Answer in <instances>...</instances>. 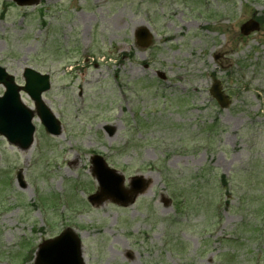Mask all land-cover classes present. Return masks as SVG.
I'll use <instances>...</instances> for the list:
<instances>
[{
    "label": "rangeland",
    "instance_id": "1",
    "mask_svg": "<svg viewBox=\"0 0 264 264\" xmlns=\"http://www.w3.org/2000/svg\"><path fill=\"white\" fill-rule=\"evenodd\" d=\"M263 11L264 0H0V66L20 85L26 67L49 74L43 99L62 125L51 137L36 120L25 152L0 137V264H32L67 227L86 264H264ZM256 13L260 30L242 37ZM140 26L154 34L146 50ZM92 154L149 176V191L92 207Z\"/></svg>",
    "mask_w": 264,
    "mask_h": 264
},
{
    "label": "water",
    "instance_id": "2",
    "mask_svg": "<svg viewBox=\"0 0 264 264\" xmlns=\"http://www.w3.org/2000/svg\"><path fill=\"white\" fill-rule=\"evenodd\" d=\"M14 1L19 5H33L38 2V0ZM248 26V24H245L242 27L241 31L244 34H247L250 28L252 29V27ZM136 40L139 46L146 48L150 44V35L146 29L140 28L136 32ZM26 74L27 71L25 77ZM31 74L32 77H28L27 86L24 90L30 94L35 102L38 110L37 114L46 130L51 134H59L60 129L58 123L40 101V93L48 88L47 78L40 77L36 73ZM0 82L7 88L5 96L0 98V134H3L10 143L18 145L21 149H27L32 142L34 130L31 126L32 113L22 105L17 93V88L13 85L12 78L8 77L2 69H0ZM37 82L40 83L38 84ZM211 94L222 107L227 105L225 97L217 86L212 88ZM100 162L103 165L101 160ZM105 172L106 170L103 169L100 170L99 173V177L102 178L100 180L102 183H105ZM139 192H142L139 184L129 195L123 196L122 193L116 194L105 191L107 196L113 198L115 201H119L120 204L123 205L132 203ZM99 200L100 196L95 201L98 202ZM79 253V242L76 241L72 233L65 232L55 240L46 241L39 246L36 264H82Z\"/></svg>",
    "mask_w": 264,
    "mask_h": 264
}]
</instances>
